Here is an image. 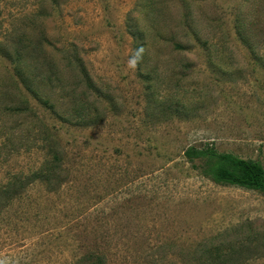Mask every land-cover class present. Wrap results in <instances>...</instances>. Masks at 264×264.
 <instances>
[{
  "label": "rangeland",
  "instance_id": "rangeland-1",
  "mask_svg": "<svg viewBox=\"0 0 264 264\" xmlns=\"http://www.w3.org/2000/svg\"><path fill=\"white\" fill-rule=\"evenodd\" d=\"M40 1L0 0V40L30 14L28 30L53 57L48 85L60 114L69 98L58 84L75 81L85 96L62 58L75 49L95 118L87 127L57 121L0 55V187L26 180L44 158L33 114L7 109L20 98L57 133L63 170L61 184L34 180L1 198L0 264H73L89 249L104 264H199L176 247L222 239L241 248L238 264H264V193L214 183L184 155L210 144L264 165V64L235 34L243 0H57L44 2L45 15ZM193 29L207 47L187 39L189 49L174 50L168 38L184 45ZM130 30L146 43L140 68Z\"/></svg>",
  "mask_w": 264,
  "mask_h": 264
},
{
  "label": "trees",
  "instance_id": "trees-1",
  "mask_svg": "<svg viewBox=\"0 0 264 264\" xmlns=\"http://www.w3.org/2000/svg\"><path fill=\"white\" fill-rule=\"evenodd\" d=\"M46 1L53 4L57 2V0H41L37 6V9L40 10L38 14H47L43 10L47 5L44 3ZM243 2L242 12L238 13L234 20L236 37L247 48L252 58L264 64V59L260 58V56L264 57L261 54L264 47V0H243ZM253 8L254 13H252ZM31 20L30 14H25L19 19L20 25L16 29L18 32L9 38L0 40V55L7 58L13 66L14 74L19 78L20 83L29 94V98L36 100L42 108L50 110L53 118H56L59 122L71 123L70 125L90 126L94 123L95 117L92 114V101L89 100L88 95L94 93L95 90L93 89L91 76L84 68L82 57L78 55L75 49L63 51L62 58L65 60V67L69 70V76L73 78L81 76L80 80L85 85V94H83L85 96L80 97L77 95L78 86L75 81L74 85H70L69 82L58 84V89L61 92L63 91L59 95L69 98L66 110L64 109L60 114L56 110H58L57 106L63 104V102L52 99L51 91L53 87L50 90L51 85H48L52 80L51 75L55 74L53 71V57L51 54H46L42 49V44L48 43L46 38L41 34L34 35L33 32L28 30ZM129 32L134 40L135 62L140 68L141 63H143L142 50H145L146 43L143 42L144 38L135 31L130 30ZM193 32L194 34L191 37L186 38L184 45L181 41L169 37L168 39L174 50L189 49L190 42L187 39L191 41L193 46L198 45L201 49H205L207 47L206 41L198 36V31L193 29ZM144 78L148 79L145 76ZM7 109L16 115L33 114L34 146L36 143L40 144V149L44 150V158L39 167L26 180H22V177L16 175L0 187V201L1 198H4L5 203L16 196L25 183L29 184L35 180L61 184L59 176L63 172L58 135L51 130V127L42 116L33 111L27 97L18 99L15 105H11ZM184 155L191 161L198 160L201 173L214 183L234 185L264 193V165L258 159L240 157L231 152H221L210 144L200 147L189 146L184 150ZM21 184L23 185L21 186ZM2 204L0 203V205ZM223 240L215 243L198 244L192 251L184 247H176L178 249L176 254H185L190 263L238 264L239 261H236L234 256L238 254L241 248L235 241L224 244ZM242 252L239 254H242ZM105 261L106 255L104 253L89 249L81 253L73 264H104Z\"/></svg>",
  "mask_w": 264,
  "mask_h": 264
}]
</instances>
